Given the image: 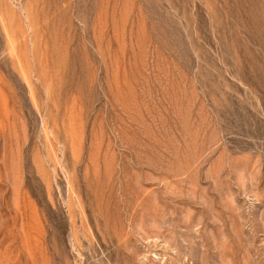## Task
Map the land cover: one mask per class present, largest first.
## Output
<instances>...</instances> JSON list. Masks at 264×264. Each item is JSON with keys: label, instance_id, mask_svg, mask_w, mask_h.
I'll use <instances>...</instances> for the list:
<instances>
[{"label": "rangeland", "instance_id": "1", "mask_svg": "<svg viewBox=\"0 0 264 264\" xmlns=\"http://www.w3.org/2000/svg\"><path fill=\"white\" fill-rule=\"evenodd\" d=\"M0 264H264V0H0Z\"/></svg>", "mask_w": 264, "mask_h": 264}]
</instances>
